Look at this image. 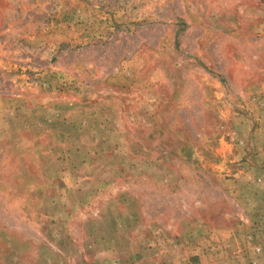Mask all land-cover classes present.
Returning a JSON list of instances; mask_svg holds the SVG:
<instances>
[{
  "label": "rangeland",
  "instance_id": "374dc122",
  "mask_svg": "<svg viewBox=\"0 0 264 264\" xmlns=\"http://www.w3.org/2000/svg\"><path fill=\"white\" fill-rule=\"evenodd\" d=\"M0 264H264V0H0Z\"/></svg>",
  "mask_w": 264,
  "mask_h": 264
},
{
  "label": "crops",
  "instance_id": "0c3cea01",
  "mask_svg": "<svg viewBox=\"0 0 264 264\" xmlns=\"http://www.w3.org/2000/svg\"><path fill=\"white\" fill-rule=\"evenodd\" d=\"M263 108V107H260V109ZM261 112V111H260Z\"/></svg>",
  "mask_w": 264,
  "mask_h": 264
}]
</instances>
